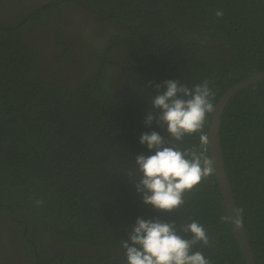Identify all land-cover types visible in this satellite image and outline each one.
Instances as JSON below:
<instances>
[{
	"label": "trees",
	"instance_id": "trees-1",
	"mask_svg": "<svg viewBox=\"0 0 264 264\" xmlns=\"http://www.w3.org/2000/svg\"><path fill=\"white\" fill-rule=\"evenodd\" d=\"M69 1L52 0L40 7ZM81 2L99 20L121 27L109 30L111 36L91 40L98 56L103 54V66L95 64L69 88L58 79L54 85L55 77L36 68L39 57L22 29L27 22L19 24L15 17L0 23V210L27 221V235L38 247L43 244L38 231L44 227L70 248L83 244L105 251L101 261L116 260L113 264H126L121 242L138 217L175 221L178 232L197 221L211 246L197 244L193 251H201L211 264H246L214 171L186 192L185 204L172 213L145 205L135 188L138 179L128 176L139 175L134 166L138 155L154 154L140 143L141 134L156 131L168 136L166 126L160 127L155 119L145 124L157 94L149 82L163 85L179 79L193 87L206 79L216 93V105L231 86L264 69V1L77 3ZM218 10L222 17L215 15ZM43 12L31 14L34 27L46 24L40 17ZM209 45L218 46L220 53L213 55ZM117 53L133 63L124 72L127 90L122 92L106 83L112 65L122 61L123 56L114 60ZM213 114L207 115L203 133L185 136L175 146L204 152L210 159L209 146L201 145L200 135L208 136ZM221 144L255 262L264 264V80L237 91L228 101ZM37 200L43 204L37 206ZM179 234L185 239L192 236ZM65 246L64 256L55 254L51 264H81L86 254L69 258Z\"/></svg>",
	"mask_w": 264,
	"mask_h": 264
},
{
	"label": "clouds",
	"instance_id": "clouds-1",
	"mask_svg": "<svg viewBox=\"0 0 264 264\" xmlns=\"http://www.w3.org/2000/svg\"><path fill=\"white\" fill-rule=\"evenodd\" d=\"M215 15L222 17L223 11L218 10ZM149 86L157 94L151 101L153 113L147 115L145 124L151 125L155 119L160 127L166 126L168 136L156 131L141 134L140 143L154 154L138 155L134 166L139 175L129 173L128 177L138 179L135 188L142 194L145 205L172 213L185 204V193L214 171L213 161L204 152L181 150L174 142L203 133L207 115L216 109L213 103L216 93L206 79L193 87L179 79L167 80L163 85L149 82ZM200 143L208 144L206 134L200 135ZM36 204L39 206L43 201L37 200ZM241 212L242 209L237 210V216ZM236 223L242 225V219ZM129 229L127 239L121 242L126 264H211L201 251H193L197 244L211 246L206 229L197 221L183 225L178 232L175 221L138 217ZM180 232L192 236L185 239Z\"/></svg>",
	"mask_w": 264,
	"mask_h": 264
},
{
	"label": "flooded vegetation",
	"instance_id": "flooded-vegetation-1",
	"mask_svg": "<svg viewBox=\"0 0 264 264\" xmlns=\"http://www.w3.org/2000/svg\"><path fill=\"white\" fill-rule=\"evenodd\" d=\"M75 1L78 2V0H70L64 5H52V7L49 5L53 3H50L41 8V4L52 2V0H0V5H2L0 6V23H10L15 17L19 19L17 21L19 24L27 22L22 29L26 41L31 44V49L39 57L36 68L47 77H55V80L51 79L54 85H58V80H60L66 88L73 86L81 76L87 75L86 72L94 68L95 64L103 66V62L100 61L103 54L98 56L99 50L91 47L94 45L90 43L91 40L99 39L105 35L111 36L113 32L109 30H118L121 27L119 24H107L99 20L97 13L91 12L82 2L79 5ZM37 9L44 11L40 17L46 25L43 23L34 27L36 20L31 17V14H34ZM31 10L32 13L22 16ZM12 27L16 26L10 25V28ZM70 45L74 46L73 49H70ZM95 45L97 44L95 43ZM208 47L213 51V55L220 53L218 46L209 45ZM119 51L125 52V49ZM119 56L124 58L122 57L119 64L115 62L112 65V72L109 73L106 81L116 92L127 90L125 81L127 74L124 72L129 71L128 68L133 65L125 54L117 53L114 60L119 62L121 59ZM52 71H55V74ZM121 76L124 77V80H121ZM23 224L24 231L22 233L20 230ZM34 225L38 224L33 222ZM27 228V221L14 214L10 217L7 211L0 210V264H31L32 262L39 264L41 260L45 259L51 264L55 254L64 256L61 249L65 245L59 240L57 241L50 231L44 227L39 229L38 237L42 239L43 244L38 247L27 235ZM27 243L32 244V248ZM65 248L69 258L86 254L81 264H113L116 261L113 259L101 261L106 257L104 254L106 252L103 253V250L99 248L91 250L89 246L83 244H80L78 248L75 245H72V248L66 245Z\"/></svg>",
	"mask_w": 264,
	"mask_h": 264
},
{
	"label": "water",
	"instance_id": "water-1",
	"mask_svg": "<svg viewBox=\"0 0 264 264\" xmlns=\"http://www.w3.org/2000/svg\"><path fill=\"white\" fill-rule=\"evenodd\" d=\"M261 80H264V69L257 71L248 78L231 86L218 100L210 123V129L208 131L210 159L213 161L214 172L220 186L223 202L231 221L235 237L238 240L243 252L246 264H256V262L248 235L243 227V223L242 225H238L236 223V220L241 219V217L240 214L237 216L238 208L225 168L224 154L221 144V120L224 109L231 97L237 91Z\"/></svg>",
	"mask_w": 264,
	"mask_h": 264
},
{
	"label": "bare ground",
	"instance_id": "bare-ground-1",
	"mask_svg": "<svg viewBox=\"0 0 264 264\" xmlns=\"http://www.w3.org/2000/svg\"><path fill=\"white\" fill-rule=\"evenodd\" d=\"M45 25H46V24H45ZM29 44H30V43H29ZM30 45H31V44H30ZM67 54H68V53H67ZM51 83H53V82L51 81ZM75 83H76V82H75ZM75 83H74V84H75Z\"/></svg>",
	"mask_w": 264,
	"mask_h": 264
}]
</instances>
